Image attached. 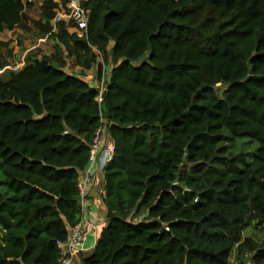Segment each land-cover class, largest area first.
Returning a JSON list of instances; mask_svg holds the SVG:
<instances>
[{
  "label": "trees",
  "instance_id": "trees-1",
  "mask_svg": "<svg viewBox=\"0 0 264 264\" xmlns=\"http://www.w3.org/2000/svg\"><path fill=\"white\" fill-rule=\"evenodd\" d=\"M37 1L53 51L0 75V264H58L104 124L107 225L84 264H230L235 248L264 264L243 238L249 217L264 226V0H90L84 36L54 26L66 0ZM26 7L0 0V32ZM94 66L97 87L74 73Z\"/></svg>",
  "mask_w": 264,
  "mask_h": 264
},
{
  "label": "rangeland",
  "instance_id": "rangeland-1",
  "mask_svg": "<svg viewBox=\"0 0 264 264\" xmlns=\"http://www.w3.org/2000/svg\"><path fill=\"white\" fill-rule=\"evenodd\" d=\"M26 2V14L29 18L13 31L0 32V56L5 57L9 62V65L0 70V75L2 76H7L9 70H18L30 58L33 59L42 57L45 54H51L53 46L56 44V40L52 37H38L40 28L36 25L35 21L41 16V3L36 1L30 6L28 4L29 1L26 0ZM56 25L54 24L55 27ZM69 31L71 33L76 32L73 28H69ZM95 68L97 69V67ZM107 68L110 69V66H107ZM67 71L72 72L69 69ZM74 73L77 74V69H75ZM225 143L235 153L244 152L246 155L245 159L248 162L253 160L259 153V144L251 138L233 139L229 134H226ZM240 164L243 165V162L240 161ZM243 238H254L257 241H263L264 226L255 218L249 217L244 225ZM236 249L230 255V264H238Z\"/></svg>",
  "mask_w": 264,
  "mask_h": 264
},
{
  "label": "built area",
  "instance_id": "built-area-1",
  "mask_svg": "<svg viewBox=\"0 0 264 264\" xmlns=\"http://www.w3.org/2000/svg\"><path fill=\"white\" fill-rule=\"evenodd\" d=\"M89 1L66 0V6L56 10L53 23L57 24L65 21L69 24V28H73L80 36H84L87 32L91 16V10L86 4ZM103 90L104 79L100 84V100ZM114 153L115 143L112 139L110 141L107 140V127L104 124L96 131L89 164L83 171V176L80 178V195L83 196L85 194V186L93 174V168L96 163H99L100 171H105L106 167L114 158ZM90 237L91 224L82 218V221L72 228L69 239L59 245L61 253L58 264H72L73 258L87 247Z\"/></svg>",
  "mask_w": 264,
  "mask_h": 264
},
{
  "label": "crops",
  "instance_id": "crops-1",
  "mask_svg": "<svg viewBox=\"0 0 264 264\" xmlns=\"http://www.w3.org/2000/svg\"><path fill=\"white\" fill-rule=\"evenodd\" d=\"M29 1L36 2L37 0ZM39 3L42 4V2ZM95 70H97L95 66L89 70L77 67V74H81L80 76L89 82L93 87H97L99 84L98 70ZM107 140H111L108 133ZM85 187V194L83 196L80 195V205L83 210V220L91 224V237L87 247L73 258L72 264H84V260L92 256L101 232L107 225V208L105 205V171L99 170L98 162L94 166L93 174Z\"/></svg>",
  "mask_w": 264,
  "mask_h": 264
},
{
  "label": "water",
  "instance_id": "water-1",
  "mask_svg": "<svg viewBox=\"0 0 264 264\" xmlns=\"http://www.w3.org/2000/svg\"><path fill=\"white\" fill-rule=\"evenodd\" d=\"M149 214L147 213L146 216H148Z\"/></svg>",
  "mask_w": 264,
  "mask_h": 264
}]
</instances>
